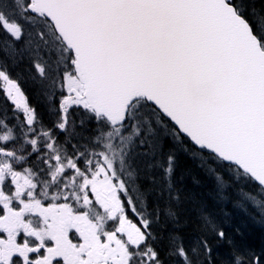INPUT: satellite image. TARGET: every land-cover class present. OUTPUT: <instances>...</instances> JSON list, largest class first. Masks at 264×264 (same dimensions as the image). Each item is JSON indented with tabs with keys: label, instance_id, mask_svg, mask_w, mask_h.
Here are the masks:
<instances>
[{
	"label": "snow or ice",
	"instance_id": "snow-or-ice-1",
	"mask_svg": "<svg viewBox=\"0 0 264 264\" xmlns=\"http://www.w3.org/2000/svg\"><path fill=\"white\" fill-rule=\"evenodd\" d=\"M227 205L264 220V0H0V264H264Z\"/></svg>",
	"mask_w": 264,
	"mask_h": 264
},
{
	"label": "trees",
	"instance_id": "trees-1",
	"mask_svg": "<svg viewBox=\"0 0 264 264\" xmlns=\"http://www.w3.org/2000/svg\"><path fill=\"white\" fill-rule=\"evenodd\" d=\"M187 167H189L193 174L198 172V163L192 159L187 160ZM186 183H191L190 179H186ZM225 211L230 213V218L224 224V227L227 228L231 235L234 238L240 239L241 234L242 238L249 244L260 247L264 246V227L257 225L250 216L248 212L242 211L238 208H233L231 205L225 206ZM237 230H239L237 232Z\"/></svg>",
	"mask_w": 264,
	"mask_h": 264
},
{
	"label": "rangeland",
	"instance_id": "rangeland-1",
	"mask_svg": "<svg viewBox=\"0 0 264 264\" xmlns=\"http://www.w3.org/2000/svg\"><path fill=\"white\" fill-rule=\"evenodd\" d=\"M255 220L261 224V225H264V220H261V218L259 216L255 217ZM258 225V224H257Z\"/></svg>",
	"mask_w": 264,
	"mask_h": 264
}]
</instances>
